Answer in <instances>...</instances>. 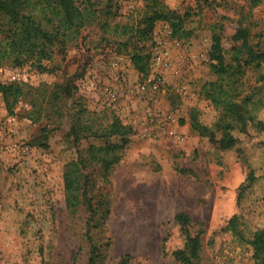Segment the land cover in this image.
I'll use <instances>...</instances> for the list:
<instances>
[{"label": "rangeland", "instance_id": "obj_1", "mask_svg": "<svg viewBox=\"0 0 264 264\" xmlns=\"http://www.w3.org/2000/svg\"><path fill=\"white\" fill-rule=\"evenodd\" d=\"M91 1L95 21L65 54L56 51L46 70L30 62L0 64V85L18 70L13 84L24 86L12 110L0 92V264H72L79 246L87 245L86 207L67 205L64 172L73 160L82 161V174L91 179L92 202L109 204L107 214L97 215L103 228L93 232L107 245L104 264L125 254L128 264H180L172 252L185 241L174 220L181 211L192 220V234H200L201 264H262L264 254L254 258L248 240L264 226V129L258 125H264V67H248L240 79L242 94L257 101L255 120L244 123L211 85L216 75L209 64L215 49L231 55L240 25H249L252 42L264 47V3ZM159 9L184 15L190 36L172 37L164 20L146 24ZM135 45L150 53L146 72L131 61ZM65 87L69 96H63ZM55 94L62 97L59 112L51 101ZM79 106L88 122L105 125L118 117L132 129L107 179L88 160V148L121 141L74 143L68 131ZM193 119L205 135L192 127ZM210 133L235 143L223 148ZM251 174L255 180L239 200ZM233 217L246 241L233 235ZM86 252L80 264H86Z\"/></svg>", "mask_w": 264, "mask_h": 264}, {"label": "trees", "instance_id": "obj_2", "mask_svg": "<svg viewBox=\"0 0 264 264\" xmlns=\"http://www.w3.org/2000/svg\"><path fill=\"white\" fill-rule=\"evenodd\" d=\"M255 4L264 0H253ZM95 8L91 0H0V64L10 62L12 65L21 66L25 63L35 65L37 69L46 70L45 62L54 57L56 51L65 54L69 44L74 42L81 31L95 21ZM156 19L166 21L171 27L172 37L190 36V31L185 29V17L174 10H155L153 15L148 16L146 24L152 25ZM236 44L232 48V53L227 57L220 49H215L210 53L211 72L216 75V79L211 82L224 99L232 102L241 116V120L246 123L248 120L254 121V110L256 100H252L251 95L242 94V78L246 68L253 67L261 71L264 67V47L261 43H253L251 29L249 25L239 26L233 35ZM123 49L128 44L121 43ZM150 53L144 51V46H134L131 54V61L140 72H146L149 65ZM264 77V73H261ZM23 85L15 83L0 85V92L7 100L9 108L20 101L23 95ZM63 96H69L71 91L68 87L63 89ZM52 98V104L57 112L56 100L61 96L58 94ZM62 99V97H61ZM252 106V107H250ZM86 110L79 106L78 111L73 115L69 127L68 135L72 136V141L78 143L82 138L110 139L119 138L120 143L109 142L105 145H92L88 148V160L101 170L104 179H107L113 166L119 162L126 137L132 132L130 126L125 125L118 117H113L110 123L105 125H95L88 122L85 117ZM192 127L199 131L201 135L206 133L200 129L192 120ZM258 125L264 129L262 122ZM50 128L45 126L42 132H47ZM209 140L219 143L221 147H231L235 143L233 137H222L216 139L210 133ZM82 161H71L64 172L65 190L67 192V205L71 210H76L82 203L86 207L87 218L85 220L84 238L87 242L85 246L80 245L73 258L72 264H80L83 249L86 248V264H104V249L107 245L95 240L93 232L103 228L105 221L103 217H97L101 211L107 214L109 211L108 201L97 199L92 202L90 194L91 179L87 174H82ZM255 178L251 174L248 177V184L241 188L239 200L245 188L250 187ZM100 192V191H99ZM89 197V198H87ZM96 194L93 195V198ZM176 224L185 236L184 244L181 248L172 252L175 261L180 264H201L200 252L202 241L199 233L192 234V220L188 213L178 212L174 216ZM236 218L233 217L229 226L239 240L246 241L235 227ZM248 242L253 246V257L258 259L264 254V226L258 229L252 239ZM130 255H122L114 264H128ZM264 264V260L262 262Z\"/></svg>", "mask_w": 264, "mask_h": 264}, {"label": "built area", "instance_id": "obj_3", "mask_svg": "<svg viewBox=\"0 0 264 264\" xmlns=\"http://www.w3.org/2000/svg\"><path fill=\"white\" fill-rule=\"evenodd\" d=\"M158 60H161V55L158 57ZM17 80H20V73L18 70H13L12 72H8V74L5 77V83H13L16 82ZM10 121H15L14 118H11Z\"/></svg>", "mask_w": 264, "mask_h": 264}]
</instances>
